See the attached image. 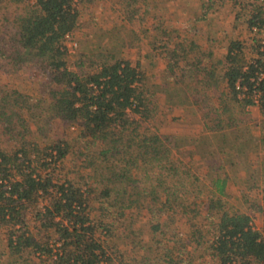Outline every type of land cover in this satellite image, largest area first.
<instances>
[{
    "label": "trees",
    "instance_id": "1",
    "mask_svg": "<svg viewBox=\"0 0 264 264\" xmlns=\"http://www.w3.org/2000/svg\"><path fill=\"white\" fill-rule=\"evenodd\" d=\"M99 1L11 0L21 12L0 24V62L13 72H33L48 97L36 100L0 90V229L9 230L8 254L16 264H112L100 235L111 229L92 216L95 193L101 199L116 195L118 209L148 212L157 220L154 235L169 236L165 244L156 241L160 260H153L161 264H192L190 245L194 251L204 248L218 264H264V239L252 227L254 217L225 207V180L214 183L217 194L208 205L207 216L213 220L207 229L193 223L197 216L191 212L198 211L166 185L179 174L170 161L178 142L144 127L155 118L156 108L139 67L108 52L90 62V71L84 70L85 62L78 64L79 71L70 69L67 38L78 28L82 9ZM115 1L130 26L146 39L153 37L149 46L163 60L167 79L198 109L208 132L240 126L241 119L232 114L236 106L245 116L259 106L264 117L260 40H254L257 57L251 59L242 42L231 41L225 61L218 62L225 67L220 76L212 66L213 55L196 42L187 45L163 27L153 26L155 34L149 35L140 0ZM248 1L235 0V6L244 10ZM259 1L249 10L248 25L263 33L264 6H257ZM57 123L77 131L76 153L85 170H92L87 176L62 181L49 172L73 150L67 138L53 132ZM147 167L156 172L159 185H140L137 172ZM251 209L261 213L264 206ZM179 218L188 221L186 235L169 227Z\"/></svg>",
    "mask_w": 264,
    "mask_h": 264
},
{
    "label": "rangeland",
    "instance_id": "2",
    "mask_svg": "<svg viewBox=\"0 0 264 264\" xmlns=\"http://www.w3.org/2000/svg\"><path fill=\"white\" fill-rule=\"evenodd\" d=\"M254 2L249 0L244 10L235 6V0H140V5L151 32L153 26L163 27L187 45L196 42L204 52L213 55L212 66L222 76L225 67L218 62L225 61L231 41L243 43L247 59L257 57L254 40L264 44V32L251 31L248 25ZM256 5L264 6V0ZM20 7L11 0H0V24L6 18L13 20L21 12ZM146 38L126 22L122 5L115 0H101L82 9L78 28L67 38L69 67L79 71L78 64L85 62L84 70L90 71V62L98 61L99 55L107 56L108 52L139 67L146 75L147 96L156 108L155 118L145 122L144 127L151 133L176 138L178 147L171 150L170 161L179 174L168 179L166 185L179 192L190 210L198 211V215L191 212V217L197 216L193 223L209 227L213 219L207 216L208 205L217 194L215 181L222 179L227 183L226 209L231 213H248L264 231V211L257 213L251 209L252 205L264 206V117L259 106L249 108L248 116L236 106L232 114L235 119H241L240 126L219 133L208 132L198 109L167 79L163 60L149 46L153 37ZM42 82L30 70L13 72L0 62L1 91H19L36 100L48 101ZM53 132L67 138L73 150L65 162L51 166L49 172L62 181L91 173L92 170H85L83 159L76 153L80 146L77 131L57 123ZM136 179L141 186L159 185L156 172L148 167L137 172ZM92 198L93 218L111 229L110 233L105 230L100 235L112 264H161L156 241L165 244L169 236L154 235L152 226L156 219L148 212L118 209L114 204L116 195L101 199L94 193ZM169 227H179L184 235L189 228L188 221L180 218ZM8 233V229H0V264H16L15 258L8 254ZM188 250L193 253L192 264H218L204 248L194 251L190 245Z\"/></svg>",
    "mask_w": 264,
    "mask_h": 264
},
{
    "label": "built area",
    "instance_id": "3",
    "mask_svg": "<svg viewBox=\"0 0 264 264\" xmlns=\"http://www.w3.org/2000/svg\"><path fill=\"white\" fill-rule=\"evenodd\" d=\"M252 227H253V229H254L255 231L260 232V233L262 234V238L264 239V231L261 230V228H259V227L256 225L255 222H252Z\"/></svg>",
    "mask_w": 264,
    "mask_h": 264
}]
</instances>
